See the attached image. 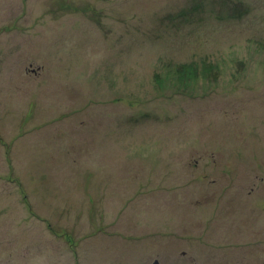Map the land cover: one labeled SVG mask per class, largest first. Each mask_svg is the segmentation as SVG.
Returning a JSON list of instances; mask_svg holds the SVG:
<instances>
[{"label":"rangeland","instance_id":"374dc122","mask_svg":"<svg viewBox=\"0 0 264 264\" xmlns=\"http://www.w3.org/2000/svg\"><path fill=\"white\" fill-rule=\"evenodd\" d=\"M249 195L264 0H0V264H264Z\"/></svg>","mask_w":264,"mask_h":264},{"label":"flooded vegetation","instance_id":"af4514ba","mask_svg":"<svg viewBox=\"0 0 264 264\" xmlns=\"http://www.w3.org/2000/svg\"><path fill=\"white\" fill-rule=\"evenodd\" d=\"M238 203L245 204L242 209H247L246 212L239 211V215L233 214L235 217L232 221L234 227L232 236L239 247L238 250L242 252L243 247L247 250L253 245L256 250L262 249L261 257H264V197L249 195L239 198L235 204ZM239 204L237 208H241ZM255 261L259 259L256 258Z\"/></svg>","mask_w":264,"mask_h":264},{"label":"water","instance_id":"95a60500","mask_svg":"<svg viewBox=\"0 0 264 264\" xmlns=\"http://www.w3.org/2000/svg\"><path fill=\"white\" fill-rule=\"evenodd\" d=\"M155 264H158L157 262Z\"/></svg>","mask_w":264,"mask_h":264}]
</instances>
